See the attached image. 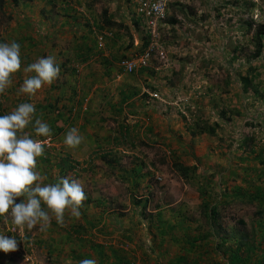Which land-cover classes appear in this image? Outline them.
Returning <instances> with one entry per match:
<instances>
[{"label":"rangeland","instance_id":"374dc122","mask_svg":"<svg viewBox=\"0 0 264 264\" xmlns=\"http://www.w3.org/2000/svg\"><path fill=\"white\" fill-rule=\"evenodd\" d=\"M22 1L0 10V19L14 13L24 25ZM85 4L79 13L87 17ZM261 25L264 0H172L158 38L138 31L137 49L119 59L148 51V66L125 73L118 61L119 79L98 75L129 90L110 87L106 98L81 105L75 96L86 91L76 92L72 105L49 108L41 104L46 90L29 97L12 84L14 97L0 95V115L32 103L52 129L50 138L25 129L45 145L37 161L44 183L77 180L87 198L78 218L66 211L63 226L53 218L43 232L0 218V234L18 240L15 252H0V264H229L242 235L247 260L239 264H264V49L253 58ZM89 29L100 52L119 28L106 30L101 46L102 30ZM82 66L72 64L75 76ZM73 127L83 140L69 149L63 141ZM212 205L224 244L207 238Z\"/></svg>","mask_w":264,"mask_h":264},{"label":"crops","instance_id":"0c3cea01","mask_svg":"<svg viewBox=\"0 0 264 264\" xmlns=\"http://www.w3.org/2000/svg\"><path fill=\"white\" fill-rule=\"evenodd\" d=\"M28 1H22V3L24 2L22 5L25 7L24 10H27L24 25L23 21L16 25L13 13V18L8 21L7 33L2 34L3 32L0 31V43L15 41L20 45L22 66L21 70L13 75L12 84L18 83L21 87L20 80L24 81V79L34 75V73L23 71V69L41 57L52 56L55 63L59 65L60 73L50 86L44 85L37 92L47 91V94H43L41 98V104L45 107L61 106L66 103L72 105L76 92L86 91L75 96V103L81 105L87 101L92 103L100 98H106L105 96H108L110 92V87L113 91L118 90L120 93L131 88L125 83L98 81V75L103 79H108L106 75H112L111 78L115 76L119 79L121 76L118 72L119 59L123 56L132 55L137 49L136 47L139 46L138 35L141 37V32L138 31L144 29L135 15L138 0ZM85 2L90 3L87 17L84 13H79V11L87 10ZM17 3L18 0L17 2L11 0L7 5L16 7ZM33 7L39 8V13ZM101 9L102 12L107 11L106 20H110L114 25L109 26L105 24V20L99 18ZM98 12L99 14H97ZM89 24L99 30L119 28L115 29L114 35L105 41L102 56L100 55L102 51L98 52L96 48V41L90 32ZM18 25L21 27L17 28ZM39 27H44L40 35L38 33ZM124 28L130 31L132 40H127ZM23 30L24 32H22ZM82 62V69L75 76L72 64ZM14 89L16 90L15 87L10 86L5 94L9 95L7 91L10 90L12 95L9 96L14 97ZM113 91L111 92L112 95ZM37 93L33 96L38 97ZM121 99L123 102L125 98L122 97ZM66 100L70 101L67 102Z\"/></svg>","mask_w":264,"mask_h":264},{"label":"clouds","instance_id":"9594fccd","mask_svg":"<svg viewBox=\"0 0 264 264\" xmlns=\"http://www.w3.org/2000/svg\"><path fill=\"white\" fill-rule=\"evenodd\" d=\"M20 45L0 43V95L12 85V77L21 70ZM34 73L24 79L19 91L29 97L44 85H51L59 76L60 68L52 56L39 58L24 68ZM29 126L35 136L49 137L52 129L36 116L32 103L19 104L14 110L0 115V218L11 219L17 229L32 230L39 226L41 232L51 226L54 218L64 225L66 211L79 217L86 200L81 183L63 177L56 183H44L46 179L38 170V158L43 156L45 145L25 131ZM83 140L78 130L71 128L64 137V144L75 149ZM18 249V240L0 234V252L5 254ZM80 264H96L94 259H83Z\"/></svg>","mask_w":264,"mask_h":264},{"label":"built area","instance_id":"2783aa9c","mask_svg":"<svg viewBox=\"0 0 264 264\" xmlns=\"http://www.w3.org/2000/svg\"><path fill=\"white\" fill-rule=\"evenodd\" d=\"M172 0H138L135 15L143 27L146 36L153 41L158 38V28L163 18L167 16V10ZM99 46L107 35L105 29L98 31ZM149 52L144 51L136 58H123L119 61L121 70L125 73L136 72L148 66Z\"/></svg>","mask_w":264,"mask_h":264},{"label":"trees","instance_id":"16d2710c","mask_svg":"<svg viewBox=\"0 0 264 264\" xmlns=\"http://www.w3.org/2000/svg\"><path fill=\"white\" fill-rule=\"evenodd\" d=\"M9 1H11V0H0V10L1 11L6 10L5 7L8 6L7 4L9 3ZM3 16L5 17V12H3ZM11 19H12V16H11V14L9 15V13H8L6 15V20L5 21H2L0 19V26H3L6 23V21H10ZM170 21L172 23L175 22L174 19H171ZM105 24H107L109 26L110 25H114L113 22H111L110 20H106V18H105ZM101 28H103V27H101ZM253 42H254V50H255L254 54H253V58H260L261 53H262V51L264 49V25H261L260 28H258V30L255 32V35H254V38H253ZM207 132L209 134H213L214 133V129L213 128H209ZM210 207H211L210 220H211L212 232H208L207 238H209L208 239L209 241H211L212 239L215 240L217 245H220L222 243L224 244L225 239L218 234L219 225H216L217 223L215 224V222L218 220V216H219L217 211H216V208H219V206L212 205ZM239 239H240L239 243L241 245L240 246L238 245V247H235V248H233L231 246V248L229 249V250H231L230 251V255H229V264H239V263L244 262V261L247 260V259H243V254L246 253V250H243V251L240 252V248L243 247V245L248 244V238L246 237V235H242V236H240ZM176 262L181 263V259L178 258V260H176ZM217 264H220V263H217Z\"/></svg>","mask_w":264,"mask_h":264}]
</instances>
